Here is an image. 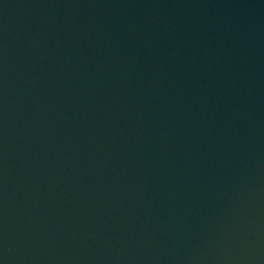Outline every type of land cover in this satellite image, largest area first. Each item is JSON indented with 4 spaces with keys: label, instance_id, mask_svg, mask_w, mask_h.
I'll use <instances>...</instances> for the list:
<instances>
[{
    "label": "water",
    "instance_id": "95a60500",
    "mask_svg": "<svg viewBox=\"0 0 264 264\" xmlns=\"http://www.w3.org/2000/svg\"><path fill=\"white\" fill-rule=\"evenodd\" d=\"M0 264H264V0H0Z\"/></svg>",
    "mask_w": 264,
    "mask_h": 264
}]
</instances>
